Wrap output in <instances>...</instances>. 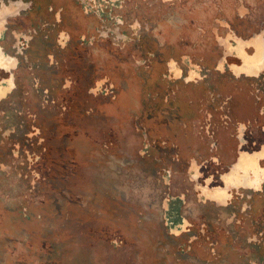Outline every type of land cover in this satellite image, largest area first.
I'll list each match as a JSON object with an SVG mask.
<instances>
[{
	"label": "rangeland",
	"instance_id": "rangeland-1",
	"mask_svg": "<svg viewBox=\"0 0 264 264\" xmlns=\"http://www.w3.org/2000/svg\"><path fill=\"white\" fill-rule=\"evenodd\" d=\"M1 1L24 6L1 42L20 67L0 100V264H264V184L199 198L264 144V70L237 75L226 50L264 42V0Z\"/></svg>",
	"mask_w": 264,
	"mask_h": 264
},
{
	"label": "flooded vegetation",
	"instance_id": "flooded-vegetation-1",
	"mask_svg": "<svg viewBox=\"0 0 264 264\" xmlns=\"http://www.w3.org/2000/svg\"><path fill=\"white\" fill-rule=\"evenodd\" d=\"M23 3L11 2L5 4L1 1L0 6V39L3 37L4 31L9 30V22L5 23L7 15H18ZM10 21V18L8 19ZM20 40V37H18ZM28 41V38H26ZM18 46L14 45L16 49ZM227 51L235 54L242 60L240 66H231L232 70L237 74H245L247 76H257L264 70V42L261 36H257L249 41L237 40L234 44L227 41ZM248 47L255 49L252 55L247 52ZM22 50L21 48L19 49ZM15 66V60L9 58L0 48V69L9 71ZM195 74L191 73L190 78H194ZM13 88L12 79H3L0 81V100L7 98L8 94ZM11 95V94H10ZM261 160H264V145L256 152L249 153L247 151H240L239 158L236 164L226 174H223L222 181L224 187H202V195L212 201L226 205L231 199L230 190L232 188H253L259 191L264 184V166H261ZM198 172V170L196 169ZM211 180H208L210 183ZM183 199H175L168 204L167 209V222L171 230L178 234L184 230L186 221L178 215V209Z\"/></svg>",
	"mask_w": 264,
	"mask_h": 264
},
{
	"label": "crops",
	"instance_id": "crops-1",
	"mask_svg": "<svg viewBox=\"0 0 264 264\" xmlns=\"http://www.w3.org/2000/svg\"><path fill=\"white\" fill-rule=\"evenodd\" d=\"M10 16L11 15H7L6 17H5V23L7 24L8 22H10L8 19L10 18ZM7 35H8V31H7V25H6V30L4 31V34H3V37L0 39V48H1V50L3 51V53L4 54H6L9 58H11V59H14L15 60V66H13L9 71H7V70H5V69H0V73L3 71V72H5V73H7V74H9V78L8 79H12V81H13V88H12V90H11V92L8 94V95H10V94H12L16 89H17V79H18V77H17V75H18V73H16L17 71L16 70H18L19 69V67H20V59L19 58H17V57H15V56H13V55H10L9 53H7V49H6V45L5 44H1V42H4L5 40H6V38H7ZM240 40H242V39H240ZM244 41V40H243ZM7 44V43H6ZM70 47V46H69ZM249 48H253V47H248L247 49H249ZM71 49H72V57H73V59H77V61L79 62V65H80V60H78V59H80L81 58V52L83 51V47H81L80 45H75V46H73V47H71ZM227 50V49H226ZM254 51H255V49H254ZM236 58H237V60L238 61H240L241 62V59L240 58H238L237 56H235ZM239 62V63H240ZM221 67H223V68H225L226 67V63L225 62H222L221 64ZM235 64H233V65H229L230 66V69L232 70V68H231V66H234ZM81 66V65H80ZM168 66H169V68H170V74H171V76L170 77H172V78H174V79H177V80H182V81H184L185 83H196V82H202V81H204L205 79H206V77H203V74H202V71H201V67H197V66H192V67H190L189 68V70L188 71H186L185 69H183L182 68V66H180L179 65V63L177 62V61H175L174 59H172V60H170V62L168 63ZM235 66H240V65H235ZM196 68L197 70H194V69H192V68ZM221 67L220 68H218V70H221ZM78 71V72H77ZM233 71V70H232ZM74 72H77L78 74L77 75H79V77L80 78H82L83 76H87L86 75V71H83V69H81V67H79L78 69H77V67H76V69H74ZM234 72V71H233ZM191 73H194L195 74V77L194 78H190V76H191ZM235 73V72H234ZM98 73H94V76L95 75H97ZM247 76V75H246ZM220 79V78H219ZM96 82H98V83H100V82H103V80H101V79H97L96 80ZM224 142H225V140H223ZM224 143H222V139H219V147L221 146V145H223ZM264 145V144H263ZM263 145H261V146H263ZM221 148H226V146H225V144L223 145V147H221ZM258 151V150H257ZM247 152H249V151H247ZM253 152H256V151H253ZM253 152H249V153H253ZM240 153V152H239ZM221 154V153H220ZM220 157V159H222L223 160V162H225L224 160H226L225 159V155H220L219 156ZM238 158H239V155H238V157H237V159H236V161H234V163L233 164H231L232 166H231V168L236 164V162H237V160H238ZM220 159H218V158H215L214 157V160H218V162L220 163L222 160H220ZM194 160V159H193ZM193 160H192V162H193ZM228 162V161H227ZM262 162H264V160H261V162L260 163H262ZM197 163V162H196ZM214 163H216L215 161H214ZM261 166H262V164H261ZM230 171V170H229ZM228 171V172H229ZM228 172H226V173H228ZM226 173H224V174H226ZM222 176H223V174L222 175H220V177H217V179L218 178H220V181H221V185L219 186V187H224L225 186V184H224V182L222 181ZM216 178V175L213 173V172H209L208 173V176L207 177H205V179H207V180H214ZM231 191L232 190H230V193H231ZM178 199L180 198V197H177ZM199 198H200V201L201 202H204L205 204L206 203H208V202H212V203H216V204H218V205H220V206H224V205H222V204H219V203H217V201H212V200H210V199H208V198H206V197H204L203 195H202V192H199ZM231 201V200H230ZM229 202V201H228ZM183 204H185V200L184 201H182V203H181V205H180V207H179V209H178V215L181 217V218H183V215L181 214V210H182V208H183ZM185 220V219H184Z\"/></svg>",
	"mask_w": 264,
	"mask_h": 264
}]
</instances>
